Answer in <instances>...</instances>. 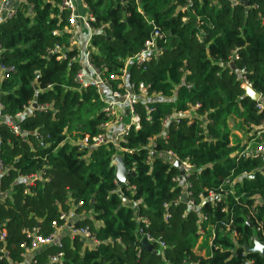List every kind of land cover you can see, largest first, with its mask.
<instances>
[{"label": "trees", "instance_id": "obj_1", "mask_svg": "<svg viewBox=\"0 0 264 264\" xmlns=\"http://www.w3.org/2000/svg\"><path fill=\"white\" fill-rule=\"evenodd\" d=\"M242 1H84L94 17L89 62L112 90L125 92L126 62L155 31L161 35L156 57L132 61L126 70L133 93L143 84L148 97L133 106L139 128L119 143L133 174L121 194L112 192L116 149L79 148L84 138L102 133L107 118L96 89L74 80L81 67L73 60L78 50L69 43L67 11L60 0L20 2L0 24V64L12 69L0 82V115L18 131L0 121V231L9 255L0 264L20 263L26 231L48 237L59 214L78 202L75 212L90 216L75 228L88 226L100 244L88 251L81 240L64 238L61 248L40 254L38 264L57 253L63 264H264V255L245 251L254 238L264 245V165L238 159L239 147L230 142L231 120L239 118L249 134L264 120V108L244 97L237 73L243 70L264 96V0H248L246 7ZM56 46L61 53L53 52ZM167 152L191 167L187 200L194 208L178 200L184 190L173 180L179 172ZM29 175L38 178L27 187ZM138 228L158 253L140 249ZM199 229L211 239L206 257L193 252Z\"/></svg>", "mask_w": 264, "mask_h": 264}, {"label": "built area", "instance_id": "obj_2", "mask_svg": "<svg viewBox=\"0 0 264 264\" xmlns=\"http://www.w3.org/2000/svg\"><path fill=\"white\" fill-rule=\"evenodd\" d=\"M8 0H0V24L6 23L8 20L13 18L16 13V9H4V5ZM84 1V0H81ZM60 8L67 11L68 13V28L66 29L70 33V46H73L74 37L72 34L73 26L76 24L77 16L75 14V6L73 0H60ZM86 25L91 28L90 23L94 22V17L91 13H88L86 19ZM101 29V28H100ZM99 29V30H100ZM55 34V33H54ZM161 35L158 31L153 33V36L145 43L144 49L141 53L135 57L132 61H135L138 65H141L151 59V57H156L158 50L156 49V40L160 39ZM1 50V45H0ZM55 53H61V48L58 46L53 50ZM63 56H60L61 59ZM236 60L238 57H234ZM82 66V65H81ZM11 68H6L0 64V77L1 80L4 79L9 72H11ZM103 72H106L105 70ZM87 73H90V78L87 76ZM123 76L122 79L125 80L126 70L122 71ZM240 80L241 87L243 90L247 87L252 88L251 84L247 82L245 79V73L243 70L237 71ZM110 78H113L110 76ZM75 82L79 84L81 87H93L98 92L103 88H107L110 92L109 98L106 101H102L104 103L103 112L107 121L100 125V129L102 133L94 136L90 139L84 138L79 142V148L83 147H93L97 148L100 146H112L116 149V156H120L121 152L124 151L119 147L120 142H124L127 137L128 130L131 127H134L135 130L139 128V117L134 111V104L138 99L145 100L147 96V88L143 84H139L137 88L138 95L133 93V86H129V90H125L124 93H121L117 90H112L108 85L106 79L102 78L101 72L93 67L90 62L86 64V68H82L75 76ZM102 100V99H101ZM256 109L261 111L264 108V96L259 95L258 99L255 101ZM44 107H41L42 109ZM1 109V105H0ZM126 115L130 118V124L126 129L118 132L116 137H108L107 132L111 128V126H115L118 123L123 121V115ZM20 117L17 115L15 118ZM2 122H5L8 126L11 127L14 134H18L17 127L14 122L9 121V119H3ZM167 123V119L163 122V126ZM259 140V141H257ZM166 155L170 157V159L176 162V157L173 153L167 152ZM238 159H248V158H258L262 161L264 165V120L262 121L261 126L258 129H253V131L249 134V137L244 144L239 147L235 153ZM184 174L176 176L173 180L177 182L180 186H183L184 193L178 199L182 200L186 203L188 208H194L193 202L188 201L187 197L189 192L187 191L188 183L186 181L187 174L191 171V167L186 163H180ZM5 172L3 165L0 162V175ZM38 178V175H29L23 178L25 180V185L27 187L34 185V182ZM113 193H120L121 188L117 187V189L112 191ZM2 195V194H0ZM183 196L185 198H183ZM210 197H214L213 194H210ZM205 201L204 199H202ZM82 206L81 202L74 204L69 208L67 212H61L58 216V221H54L52 223L53 232L48 237H43L38 234V230L32 229L31 231H26L28 242H23L20 247L22 249V253L20 255L21 262L15 264H38V257L40 254L45 252L49 248H61L62 247V239L67 238L70 242L73 240H81L83 242V250L86 249L88 251L94 250L100 243L97 241L94 233L89 229L88 226L75 228V224L77 221L82 219L83 217H89V213L82 211L81 213H76L75 209ZM205 220V219H204ZM60 222V224L58 223ZM5 231L1 229L0 231V258L7 259L9 257L8 252L6 250L5 244ZM200 238L204 236V233L201 229L198 232ZM137 235L139 240L145 239L149 244L153 246L155 241L150 238L149 235L143 233L141 228L137 229ZM210 238H208V244L210 246ZM256 240L255 238L253 241ZM159 248H163V244L157 242ZM159 249V252H160ZM162 254V252H160ZM244 254V253H243ZM13 264V263H9ZM47 264H63V254L57 253L54 256L48 257Z\"/></svg>", "mask_w": 264, "mask_h": 264}, {"label": "crops", "instance_id": "obj_3", "mask_svg": "<svg viewBox=\"0 0 264 264\" xmlns=\"http://www.w3.org/2000/svg\"><path fill=\"white\" fill-rule=\"evenodd\" d=\"M21 1H23V0H8L3 7H4V9H16L17 10V8H18V6H19ZM84 1L73 0L74 6H75V14H76V16L78 18H77L76 24L73 26V29H72V34H73V37H74V41H73V46H71V48H76L78 50V55L73 60L75 62H78V64L81 67V69L82 68H86V64L89 62V49L88 48H89V45H90L92 34L94 33V30L92 28H89V26L86 25L85 19H86L88 13H90V12L86 8V5H85ZM69 40H70V38H69ZM61 52H62V49H61ZM131 62H132V60H128L126 62L125 70L128 69V65ZM230 63H233V62L231 61ZM229 64H228V67L230 68ZM232 71H234V70H232ZM87 76L90 78L91 77L90 73H87ZM125 81H127V71H126L124 83H125L126 90H129V85L126 84ZM0 82H1V77H0ZM98 94H99L100 100L102 99L101 101H106L109 98L110 92H109V90L107 88H103V89L98 91ZM153 98L155 100H157V101H161V99H160L161 96H159V95H154ZM27 113L30 114V112H27ZM192 113H193V110H191L188 114L190 116H192L193 115ZM184 115L186 116L187 114H184ZM2 120H3V117H1V115H0V121H2ZM235 120H236V122H235ZM238 122L240 124V119L239 118H235L234 120H231L229 122V129H230V134H231L230 135V142H231V144L233 146L241 147L244 144V142H246L247 140H245V139H241L240 140V134L239 133L242 132V130L240 129V127L238 125H236V123L238 124ZM129 124H130V118L125 113L123 115V121L121 123H118L115 126H111V128L107 132V136L108 137H112V138L116 137L118 132H120L123 129H126L129 126ZM232 128H234L235 130L232 129ZM116 157H121L122 158V155L116 156ZM164 157L167 160H169L172 163V165H174L175 162L172 161L170 159V157H168L167 155H165ZM114 158L115 157H113V159ZM113 159H112V165L114 167L115 164L113 162ZM176 169H178V172H179V170L182 169V168L179 165V167H177ZM178 175H180V174L178 173ZM249 177L251 178L252 176H249ZM115 184L119 188H122V186H128L127 176L125 177L124 181H122V182H118V180L115 178ZM181 187H183V186H181ZM125 204H126V206H130V204H128V203H125ZM93 224L94 225H98V222L94 221ZM200 237L201 236H198V238H197V241H196V243L194 245V248H193V252L197 256L206 257L208 255V253H209V251H208V248H209L208 237H207L206 234H204V236L202 238H200ZM141 240H139V243L141 242ZM205 240H207V241H205ZM256 241H258V240L256 239ZM204 244H206V246H204ZM152 251H154V253H158L156 250H153V246H152ZM150 253H152V252H150Z\"/></svg>", "mask_w": 264, "mask_h": 264}, {"label": "water", "instance_id": "obj_4", "mask_svg": "<svg viewBox=\"0 0 264 264\" xmlns=\"http://www.w3.org/2000/svg\"><path fill=\"white\" fill-rule=\"evenodd\" d=\"M247 2H248V0H243L241 2V5L246 7ZM229 66L232 70H234L235 67H234L233 63H230ZM244 97H248L251 101L255 102L258 99L259 94L257 92H255L252 88L247 87L244 89ZM32 108H36L35 104L32 105ZM184 116H185L184 114L180 115V117H184ZM113 162L115 164L114 165L115 178L118 180V182L124 181L126 176H128L129 174H132V172H130L126 169V167L123 163V159L121 157H115L113 159ZM179 165H180V163L176 161L173 166L177 168V167H179ZM179 174L182 176L184 174V171L182 169H180ZM183 198H185V197L183 196ZM259 202L262 203V200H259ZM140 249L142 251H145V252L154 253V251H152V245L149 244L145 239L141 240ZM245 251L264 255V245L260 244L258 241L255 240L253 242V247L252 248H245Z\"/></svg>", "mask_w": 264, "mask_h": 264}, {"label": "rangeland", "instance_id": "obj_5", "mask_svg": "<svg viewBox=\"0 0 264 264\" xmlns=\"http://www.w3.org/2000/svg\"><path fill=\"white\" fill-rule=\"evenodd\" d=\"M235 122H236V120H235ZM235 124V123H234ZM236 125H238L239 127H240V129L242 130V132H238L239 134H240V140L241 139H245V140H247V138L249 137V133H248V131L246 130V128L245 127H243V126H241L240 124H239V122H238V124L236 123ZM232 129H234V128H232ZM235 130V129H234ZM235 136V135H234ZM237 138V137H236Z\"/></svg>", "mask_w": 264, "mask_h": 264}]
</instances>
